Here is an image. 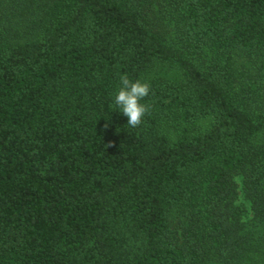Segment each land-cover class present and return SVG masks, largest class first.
Instances as JSON below:
<instances>
[{
  "label": "trees",
  "instance_id": "obj_1",
  "mask_svg": "<svg viewBox=\"0 0 264 264\" xmlns=\"http://www.w3.org/2000/svg\"><path fill=\"white\" fill-rule=\"evenodd\" d=\"M0 264H264V0H0Z\"/></svg>",
  "mask_w": 264,
  "mask_h": 264
},
{
  "label": "clouds",
  "instance_id": "obj_2",
  "mask_svg": "<svg viewBox=\"0 0 264 264\" xmlns=\"http://www.w3.org/2000/svg\"><path fill=\"white\" fill-rule=\"evenodd\" d=\"M149 95V83L141 79L133 80L124 74L119 77V88L112 98V103L127 118V124L136 127L147 112L146 105L141 101Z\"/></svg>",
  "mask_w": 264,
  "mask_h": 264
},
{
  "label": "rangeland",
  "instance_id": "obj_3",
  "mask_svg": "<svg viewBox=\"0 0 264 264\" xmlns=\"http://www.w3.org/2000/svg\"><path fill=\"white\" fill-rule=\"evenodd\" d=\"M241 180L239 179L238 183L241 186ZM239 204L245 205L248 210L250 209V203L247 202L245 199V194L242 188H240V198H239ZM253 213L249 210L248 216L245 218V224L248 229H251L254 226V218Z\"/></svg>",
  "mask_w": 264,
  "mask_h": 264
}]
</instances>
